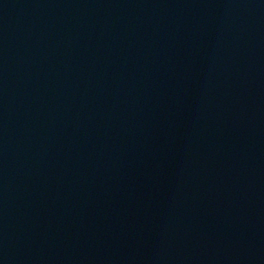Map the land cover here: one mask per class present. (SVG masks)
<instances>
[{"label":"water","instance_id":"obj_1","mask_svg":"<svg viewBox=\"0 0 264 264\" xmlns=\"http://www.w3.org/2000/svg\"><path fill=\"white\" fill-rule=\"evenodd\" d=\"M0 264H264V0H0Z\"/></svg>","mask_w":264,"mask_h":264}]
</instances>
